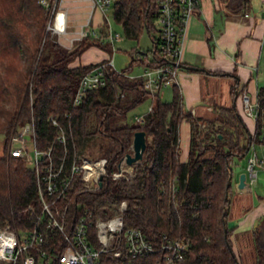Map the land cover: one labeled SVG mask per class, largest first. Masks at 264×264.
<instances>
[{
  "label": "trees",
  "instance_id": "16d2710c",
  "mask_svg": "<svg viewBox=\"0 0 264 264\" xmlns=\"http://www.w3.org/2000/svg\"><path fill=\"white\" fill-rule=\"evenodd\" d=\"M50 1L46 5L41 0H0V136L5 138L0 152V227L30 226L33 222L27 217V208L30 204L41 208L35 170L23 157L11 153L12 136L21 125L32 122L36 147H52L53 165L63 164L65 172L70 171L79 154H88L91 140L97 141L98 153L88 155L108 158L110 174L98 190H88L79 178L72 179L67 196L57 203L59 208H67V219L73 216L78 202L94 217L108 218L117 214L126 200L127 226L141 227L149 238L167 233L190 241L191 252L184 264H241L230 238L233 228L228 216L233 191L228 181L233 166L247 156L252 143L264 144V94L259 93L256 131L252 134L235 105L219 107L222 119L207 121L185 108L177 86L172 100H164L160 93L146 90L142 77L131 76L129 68L117 70L109 60L71 65L90 46L104 49L112 41L109 32L99 31L100 43H77L67 49L53 42L46 30L54 14L50 15L54 0ZM248 2L230 0L229 5L241 9ZM157 3L114 0L110 7L125 35L138 38L145 30L151 36L153 30L157 31ZM58 4L59 0L56 10ZM152 39L153 49L138 51L131 67L138 60L144 65L158 63V36ZM16 54L24 58L25 65L8 63ZM100 63L105 64L106 84L90 90L75 104L81 77ZM11 65L14 74L10 75ZM236 91L232 90L233 95ZM5 96L11 98L10 104ZM149 96L153 107L144 123L130 122L128 112ZM183 119L191 123L187 161L180 158ZM139 129L147 132L149 140L143 159L135 163L134 175L111 178V172L131 152L134 132ZM62 134L64 141L60 140ZM43 233L39 249L33 248L37 264L54 260L64 246L59 231L43 228ZM252 237L256 264H264V214L254 226ZM42 250L47 253L45 257H41ZM17 264H23L22 259Z\"/></svg>",
  "mask_w": 264,
  "mask_h": 264
},
{
  "label": "built area",
  "instance_id": "2783aa9c",
  "mask_svg": "<svg viewBox=\"0 0 264 264\" xmlns=\"http://www.w3.org/2000/svg\"><path fill=\"white\" fill-rule=\"evenodd\" d=\"M91 1L92 8L101 9L106 19V12L113 0ZM41 2L51 4L50 0ZM56 2L54 0L53 13ZM199 7L200 0H158V42L155 46L158 49V63L146 65L142 73L147 76L144 86H148L151 93H160L163 87L176 82L182 63L184 35L194 11ZM60 13L64 12L58 8L55 21L50 23L49 29L63 35L67 33V22L65 18L64 25L60 26ZM95 31L89 29V33L95 34ZM109 37L113 42L121 35L110 29ZM109 63L113 65L112 59H109ZM105 84V64L100 63L81 77L75 104H79L90 90ZM243 100L245 110L256 117L258 102H252L246 93L243 94ZM137 121L144 123L145 115L137 117ZM53 122L56 124L57 120L53 119ZM60 140H65L64 134L60 136ZM11 153L23 157L35 170L41 208H37L35 204H30L27 208V217L33 222L30 226L18 229L0 227V261L4 264H17L20 259L23 264H37L33 248L39 249L40 243L44 241L43 228L59 231L64 239L63 250L47 264H184L188 260L191 243L187 238H177L167 233L161 234L160 238H149L141 227L127 226L124 217L126 200L121 202L119 212L108 218L94 217L91 210L82 209V203L78 202L73 216L67 219V208H59L57 203L67 196L72 179L79 178L83 187L88 190H98L105 177L110 174L107 157L94 158L88 154H79L70 171L65 172L63 164L59 167L53 165L52 147L43 150L36 147L32 122L21 125L12 136ZM257 160L254 154L248 161L250 183L257 176ZM134 170L132 165L123 163L111 172V178L118 180L132 176ZM40 254L41 257L47 255L44 250ZM40 264L45 262L41 261Z\"/></svg>",
  "mask_w": 264,
  "mask_h": 264
},
{
  "label": "crops",
  "instance_id": "0c3cea01",
  "mask_svg": "<svg viewBox=\"0 0 264 264\" xmlns=\"http://www.w3.org/2000/svg\"><path fill=\"white\" fill-rule=\"evenodd\" d=\"M229 2L200 0V7L194 11L183 39L182 63L187 67L178 69L176 82L168 85L173 88L171 96L164 100H172L174 87L177 86L185 108L195 117L207 121L222 119L219 107L235 105L248 131L253 134L256 131V117L245 110L243 94H248L252 102H258L260 92L264 94V0H249L241 9L232 8ZM59 10L65 14L68 35L83 28L86 31L98 30L104 22L103 11L93 9L91 0H60ZM87 50L104 53L97 54L96 57L101 55L97 60H82L83 64L109 57L104 49L96 45ZM233 89L238 91L236 95H233ZM190 140L191 123L183 119L180 124L182 161L189 158ZM243 142L247 144L248 140L244 139ZM254 145L247 153V166L253 150L258 151V146ZM263 146L260 145L261 150ZM257 155L263 163L264 154L260 157ZM242 159L233 166L235 204L233 200L228 217L237 255H242L241 251L245 249L243 239L253 238V228L264 214L263 196H255L250 179H247L250 183L247 187L238 186L240 173L248 172L247 166L240 161ZM259 168L258 178L264 165ZM252 246L254 248V243Z\"/></svg>",
  "mask_w": 264,
  "mask_h": 264
},
{
  "label": "rangeland",
  "instance_id": "374dc122",
  "mask_svg": "<svg viewBox=\"0 0 264 264\" xmlns=\"http://www.w3.org/2000/svg\"><path fill=\"white\" fill-rule=\"evenodd\" d=\"M114 1V0H113ZM60 5V0H59V4ZM93 7V6H92ZM59 8V7H58ZM57 8V9H58ZM57 10H55L54 14L52 15L53 12H50L51 18L48 20L47 25H46V30L50 33V38L53 42H59L61 45H63L65 48L67 49H72L77 43H83V44H87V43H91L93 41H96L97 43H100L101 40L99 38V33L100 32H109L110 29L115 33H119L121 35V37L119 39H116L115 41L112 42L111 45H108L107 43V47L104 48V50L108 53L109 57L106 60L112 59L113 61V66L117 69V70H121V69H125V68H129L128 72L131 76H139L142 77L143 79V83L146 81L147 82V76L142 75L143 71L146 69V65H144L142 62L135 61L133 63V66L131 67V62L132 59L134 57H138V51H150L153 49V39L152 36H157L158 32L156 30L152 31V36L150 35V33L145 30L143 31L138 38H130L127 37L124 33L123 27L121 24L117 23L116 20L114 19L113 16V10L110 7L106 14H107V18L104 20H107L108 22H103V24L100 25V27L98 28V30L95 31V34L89 36V39L87 40V31L83 28L80 29L76 32L72 33H68L63 34V35H59L57 33H54L51 31V29H49V25L51 22L55 21V15H56ZM49 15V16H50ZM104 16V13H103ZM105 17V16H104ZM156 27H157V21L155 19L154 21ZM88 30V29H87ZM100 31V32H99ZM62 41V42H61ZM100 47V46H99ZM101 48V47H100ZM49 49V48H48ZM103 49V48H102ZM104 52H94L93 50H87L84 52V54L82 55V57H77L75 61H73L71 63V65L77 64V63H82V60L85 62H89V61H93V60H97L99 57H96L97 54H103ZM21 55H14L11 58H9L8 63H13L14 66L18 65L19 66H23L25 65V61L24 58H21ZM104 60V59H103ZM100 62V61H98ZM93 63H97L93 62ZM12 64V65H13ZM11 65L10 70L8 69V73L14 74L13 72V66ZM0 70H1V63H0ZM14 76V75H13ZM0 78H1V71H0ZM147 91H149L148 86L145 87ZM173 91V88L171 86H165L162 88L161 92H160V96L162 99H169L171 96V93ZM5 101L7 102V104H10L12 102L11 98L9 96H5ZM152 107H153V102H152V98L149 96L147 97L142 103H140L139 105H137L135 108L131 109L128 112V119L130 122L132 123H138L137 121V117H141L143 115H146L147 113L152 111ZM97 141L96 140H91L89 143V146L87 147V153L91 154V155H97L98 153V147H97ZM253 145L255 143H252ZM5 145V138L3 136H0V152H2L3 147ZM258 147V151L256 152L255 150H253V155L256 154L257 158L259 154L260 156H263L262 154H264V144H256ZM261 146H263V150H261ZM252 146V145H251ZM255 146V145H254ZM260 147V148H259ZM131 152H133V149H131ZM250 155V154H249ZM248 157V156H247ZM245 157L243 158L241 161V163L244 166H247V160L248 158ZM257 164L255 165V171H259L260 170V165H264V161L262 163V161L257 160ZM134 167V169H136L135 164L132 165ZM248 170V168H247ZM263 171V172H262ZM135 172V170H134ZM133 172V175H134ZM248 173V172H247ZM258 174V172H257ZM132 175V176H133ZM249 175V173H248ZM129 178L131 176H128ZM127 177V178H128ZM249 177V176H248ZM233 183V181H232ZM253 183L252 187H253V192L255 194L256 197H258V195L260 196H264V170L261 169V172L259 174V178L258 176H256L253 181L251 182ZM233 189L236 188V183H233ZM240 188V187H239ZM234 200L233 204H235V195L233 193L232 195V201ZM230 212V210H229ZM229 217V216H228ZM229 224V222H228ZM230 226V225H229ZM232 232L230 233V238H231ZM232 242V239H231ZM254 243L253 238H245L243 239V247L245 248L244 251H241L242 255H237L241 261V264H256V251H255V246L254 248H252V244ZM233 249H234V245L232 243ZM240 250V249H239ZM235 251V249H234ZM236 253V252H235ZM237 254V253H236ZM0 264H4L3 262L0 261Z\"/></svg>",
  "mask_w": 264,
  "mask_h": 264
},
{
  "label": "water",
  "instance_id": "95a60500",
  "mask_svg": "<svg viewBox=\"0 0 264 264\" xmlns=\"http://www.w3.org/2000/svg\"><path fill=\"white\" fill-rule=\"evenodd\" d=\"M87 34H89V29L87 30ZM143 52V51H141ZM185 66L183 63L180 65ZM187 67V66H185ZM189 68H198L194 66H189ZM148 140L149 137L147 135V132L143 129L136 130L134 132L133 136V142H132V149L133 152H128L124 156V158L120 161L119 166H121L123 163L128 164V165H133L139 161H141L144 157V153L146 151L147 145H148ZM102 178V177H101ZM248 173L247 172H242L240 173L239 176V187H247L250 183L248 182ZM233 181V173L230 174V178L228 181V186L232 184ZM102 183V181L100 182Z\"/></svg>",
  "mask_w": 264,
  "mask_h": 264
},
{
  "label": "bare ground",
  "instance_id": "6f19581e",
  "mask_svg": "<svg viewBox=\"0 0 264 264\" xmlns=\"http://www.w3.org/2000/svg\"><path fill=\"white\" fill-rule=\"evenodd\" d=\"M58 19H59L60 26H63L64 22H65V14L64 13H60Z\"/></svg>",
  "mask_w": 264,
  "mask_h": 264
}]
</instances>
